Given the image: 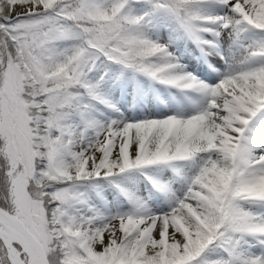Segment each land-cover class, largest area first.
Masks as SVG:
<instances>
[{
  "label": "snow or ice",
  "instance_id": "snow-or-ice-1",
  "mask_svg": "<svg viewBox=\"0 0 264 264\" xmlns=\"http://www.w3.org/2000/svg\"><path fill=\"white\" fill-rule=\"evenodd\" d=\"M0 264H264V0H0Z\"/></svg>",
  "mask_w": 264,
  "mask_h": 264
}]
</instances>
